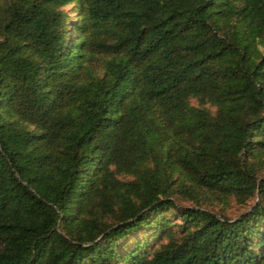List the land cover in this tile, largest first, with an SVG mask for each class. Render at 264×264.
Returning a JSON list of instances; mask_svg holds the SVG:
<instances>
[{
	"label": "trees",
	"instance_id": "obj_1",
	"mask_svg": "<svg viewBox=\"0 0 264 264\" xmlns=\"http://www.w3.org/2000/svg\"><path fill=\"white\" fill-rule=\"evenodd\" d=\"M0 264H264V0H0Z\"/></svg>",
	"mask_w": 264,
	"mask_h": 264
}]
</instances>
